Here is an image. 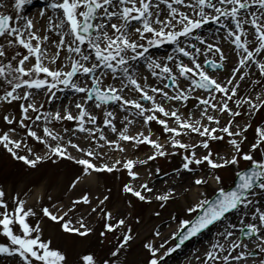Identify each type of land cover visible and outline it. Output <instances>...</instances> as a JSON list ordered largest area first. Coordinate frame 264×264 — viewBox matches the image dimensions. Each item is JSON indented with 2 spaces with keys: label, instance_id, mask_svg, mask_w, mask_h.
Wrapping results in <instances>:
<instances>
[{
  "label": "snow or ice",
  "instance_id": "6c2138e0",
  "mask_svg": "<svg viewBox=\"0 0 264 264\" xmlns=\"http://www.w3.org/2000/svg\"><path fill=\"white\" fill-rule=\"evenodd\" d=\"M29 3L31 0H13L12 6L19 13V10ZM161 3L168 6L167 15L163 18ZM173 4L191 8L194 14L189 15ZM0 7H5V0H0ZM254 7L256 10H253ZM49 12L51 15H48ZM39 15L42 18L48 15V28L58 35V40L51 39L49 34L41 35L36 30V21L32 17L25 18L19 14L13 17L11 14L0 13V37H3V43H0V58H3L0 59V80L7 85L0 95V101L10 103L21 98L28 100L33 98V90L44 91L50 98H55L53 89L71 88L77 93L85 94L83 100L76 104L77 114L73 115L70 109H65L63 112L58 110L54 114L49 113L48 116H53L58 121H80L81 123L76 125L78 129L87 133L96 132L98 126L87 128L83 123L87 118V123L96 125L97 116L85 106L94 98L95 107H101L108 102H117L122 109L131 106L135 115L141 117L145 125L156 121L169 135L163 143L158 138H152L150 129L147 134L140 131L135 136L130 135L128 124L133 121L126 117L124 128L118 130L113 123L115 113L105 110L103 123L119 136V140H109L101 131L100 139L106 144L114 145L120 151L125 150L120 140L135 141L136 144L146 142L153 148L151 155L145 160L134 161L129 158L106 162L101 159L104 153L94 151L91 145L81 147L71 139L64 143V137L48 127L47 116L43 117L46 121L43 135L36 131L34 125L25 124V120L32 119L28 115L29 110L36 113L35 120L42 119L38 114L40 107L33 102L20 104L19 124L26 129V135L42 142L48 151L43 155L35 153L27 146L23 136L17 139L11 135L17 131L15 128L0 133V145L15 159L33 167L44 160L67 157L81 165L85 174L92 170L112 172L125 168L133 178L140 175L134 170L135 164L146 163L158 156H168L169 146L172 152L183 149L180 165L182 169L192 171L193 164L201 165L205 162L210 169L209 177L196 176L193 183L203 187L214 180L216 187L212 195L201 192L197 201L187 206L186 212L191 215L178 219V227L170 237L175 238L177 242L168 246L162 254L161 249L168 244L167 240L163 241L160 247L153 242L145 244L150 253L146 264H163L164 258L180 248L185 241L212 226L218 227V235L224 241L228 242L229 238L234 236L235 239L230 241L227 248L219 242L212 243L202 264H212L216 260L221 264H228L229 261H240L248 257H256L248 264H264V200L258 199V194H264V121L256 128V139L250 145L251 150L244 151V130L250 125L246 123L241 128L230 119L221 127L220 116L209 113L210 108L213 112H227L237 116L240 114L239 106L242 102H247L248 114L255 115L257 110L264 107V99L260 98L262 93H256L255 100L250 96L244 97L243 101L237 99V109H233L229 101L237 93L238 89L234 84L238 81L226 79L221 82L205 65L216 69L223 65L216 60L204 59L201 62L197 58L198 55L209 54L213 50L219 53V60L226 61L227 57L217 43L209 44L203 34L195 31L203 28L208 22L220 25L225 30L226 37L231 39L232 44L239 50L238 65L233 68L232 75L243 79L240 66L254 62L261 76H264V59H257L256 55H264V0H48ZM245 24H250L252 28H245ZM249 36L252 37L251 44ZM216 39L221 37L217 36ZM166 41L175 45L173 54L165 58L170 63H164L149 54V49L154 45H162ZM45 42L55 45L54 54L46 55L50 50L45 46ZM201 44L207 46L201 47ZM20 47L25 49L26 53L18 51ZM63 49H66L68 55L64 57V64H60L59 58ZM180 54L187 58L188 62H185ZM31 58H34V63ZM45 60L48 63H45ZM141 67H146L151 76L161 78L162 83L164 79L170 80L171 86H174L173 92L164 90L170 85L165 84L164 88H161L148 83V76L140 75ZM181 79L186 81L184 87L181 86ZM197 90H203L206 96ZM132 92H135L138 98H129ZM156 94H160L165 100L185 103L190 97H194L202 106L199 118L192 113H189L191 118L185 117L175 106L166 108L164 103L158 102ZM217 94L220 96L218 101ZM143 101L150 102L151 106L147 107ZM205 118L208 122H214L215 126L203 123ZM3 119L12 124L17 117L4 115ZM233 126L236 128L235 132L232 131ZM217 131L228 135L231 155L221 156L215 153L214 157L210 141L224 138L223 135H216ZM191 133H196L203 139L196 143H187L181 139L182 134ZM91 139L96 140V137L92 136ZM136 144H133V147ZM197 144L206 150L205 154L197 155ZM96 147H102L99 141ZM70 148H75L82 155H73ZM21 149L24 154H21ZM257 152L260 153L259 156L256 155ZM242 160L246 162L244 167H241ZM225 167H232L237 177L230 190L222 186L223 177L215 171ZM156 171L159 172L160 169L157 168ZM79 180L80 177L76 176L71 182V187L75 188ZM123 191L133 194L141 201L155 199L167 202L176 190L169 188L166 192L153 196L151 193L154 189L149 186L148 181H144L139 187L132 186L131 182L126 183L123 185ZM5 196L4 189L0 188V234L8 241L0 242V254H18L20 264H69L66 252L54 246L51 238H43L40 222L37 221L34 225L29 222L28 217L36 213L31 207L25 208V200L16 196L14 206L10 207ZM107 199L108 197L104 196L99 202L103 204ZM81 201L90 203L89 193L85 192L76 197L71 207L75 208L76 203ZM160 207L163 208L164 204ZM42 211L52 221L59 222L63 231L81 237L93 231L83 216L77 221L68 219L71 209L53 212L50 207L45 206ZM92 211H96V208ZM100 211L107 218L102 236L125 226L123 218L112 223V213L104 209ZM233 213L236 215L235 221L229 218ZM172 219L177 217L173 216ZM222 224L226 226L219 229ZM234 229H239L247 237L258 239L260 243L255 247L260 249V252L248 250L249 245L240 240ZM155 235L160 236V232L157 231ZM121 237L113 246L108 258L101 260L88 253L83 255L80 264H120L119 253L128 247L134 238L131 226L125 227ZM236 249L245 250L233 256L231 253Z\"/></svg>",
  "mask_w": 264,
  "mask_h": 264
},
{
  "label": "bare ground",
  "instance_id": "6f19581e",
  "mask_svg": "<svg viewBox=\"0 0 264 264\" xmlns=\"http://www.w3.org/2000/svg\"><path fill=\"white\" fill-rule=\"evenodd\" d=\"M36 1L37 0H31V3L26 4L21 10H19V13H17V10L12 6L13 0H5V7H0V13H7L8 11H10V9L13 8L14 10L13 17L19 14L21 17L34 18L36 21V30L41 35L49 34L51 39L58 40L59 39L58 35L48 28V15H51V12H49L48 15L44 16L43 18L40 17L39 15V12L45 6L44 7L42 6L33 7L31 10L29 9L28 11V8L32 4H34V2ZM43 1H45L47 5L48 0H43ZM193 2H195V0H193ZM173 6L179 7L181 10L188 12L189 15L194 14L191 8L185 7L184 5L173 4ZM160 8L164 10L163 15L161 16V18H163V16L167 15L168 6L164 3H161ZM253 10H256L255 7ZM206 11H213V10L206 9ZM209 25L210 26L205 25L203 28L197 29L195 31L198 34H203L207 38V41L209 44L217 43L219 47L223 50V53L227 57V60L226 61L219 60L218 59L219 53L215 50H213L209 54H200L198 55L197 58L201 60V62L204 59L210 60L214 58L218 60L220 63H222L224 65V69L222 71L211 72V74L218 77L221 82H225L226 79H232L234 82L238 81V83L234 84V86H236L238 89L237 93L235 97H233V99L229 101V104L233 109L236 106V103H235L236 97H238L240 100L243 101V98L248 97V95L250 94V97H252V99L255 100L256 93L253 94L252 91L250 92L249 89L246 87H248L249 81L251 80L253 74L259 71L258 67H256L254 62H251L244 66H240V75L243 76V79H240L239 76H233L232 70L234 67L238 65L239 57L237 55V52L239 50L236 49L235 45L232 44L231 39L226 37L225 30L220 25L216 24L215 22H209ZM244 27L248 29L252 28L250 24H245ZM217 29L219 31H216ZM217 36L221 37V39H216ZM242 39H244L243 36H242ZM248 40H249V43L251 44L252 37L249 36ZM0 43H3V37H0ZM163 44H165L167 48L162 49L161 47H159V45H154L151 49H149V54L159 58L164 63H170L165 58L167 55L173 54L175 45L170 44L167 41L164 42ZM45 46L50 50L49 53H46V55L55 53V45L49 42H45ZM200 46L206 47L207 45L201 44ZM67 55L68 54H67L66 49L61 50V56L59 58L60 64H64L65 62L64 57ZM180 55H181V58L185 60V62H188L187 58L183 57L182 54ZM256 55H257V59H264V55L259 54V53H257ZM32 59H33L32 62L34 63V58ZM45 63H48V61L45 60ZM52 66L55 67V65H52ZM140 75L141 76L147 75L148 83L158 85L159 87L164 88V82L166 79H164L162 83L161 78L151 76L150 71L146 67L140 68ZM2 82L3 81L0 80V84H2ZM180 83L182 87L186 85V81H184L183 79H181ZM253 86L254 85H252L251 87ZM260 89H261L260 93H262L260 98L264 99V84L263 86L260 87ZM164 90L169 93L173 92V88L172 89L164 88ZM197 91L201 95L206 96V93L204 91L202 90H197ZM33 92H34V96L31 99L25 100L21 98L18 100H13L10 103L4 102L2 105H0V116H1L0 131H1V124H3L4 122H5L4 124L8 125L10 128L16 127V123H17L16 120H14L12 124H8V122L3 119V116L6 115V113H15V112L21 111L20 104L35 102L38 105V107H41L44 104L46 106L53 108L54 113L58 110L63 112L65 109H70L72 113L76 115L78 112V109L76 108V104L83 100L81 98L82 93H77L71 88L63 89L61 87L60 89H53V92L55 93V98H50L48 94H46L44 91L33 90ZM20 95L22 97L23 95L22 91L20 92ZM156 95H157L158 102L164 103L166 108L175 106L179 108L180 113H182L185 117H189V113H192L194 114L196 118H199L200 112L202 111V106H200L199 101H197L194 97H190L189 100L185 103L183 101L165 100L160 94H156ZM129 98H138V95L135 92H132L129 94ZM219 98L220 96L219 94H217V101L219 100ZM85 106L89 111L93 112L97 116V120H96V125L87 123V118H86V121L83 123H85V127L87 128L98 126V130L96 132H93V133L83 132L77 127H75V131H74V129H72L73 127L70 124L59 125L58 121L55 120L53 117L48 116L49 113H46V112L44 113L43 117L47 116L48 124L59 127L58 133L64 137V141H63L64 143H67V140L71 139L75 143L80 144L81 147H88L89 145H91L94 151H101L104 153V156L101 158L103 161L111 162L113 160H121V159L126 160L129 158L133 159L134 161L135 160H145L148 155H151L153 148L151 145L147 144L146 142L136 144L135 141L120 140V143L123 145L125 149L124 151H120L119 149H116L114 145L106 144L104 140L100 139V132L102 131L104 135L108 137L109 140H119L118 133L113 132L108 125H105L103 123L104 116H105V110L112 111L115 113V119L113 120V123L116 125V128L118 130H122L124 128V125L127 123V120L125 118L127 117L128 120L133 121L131 124H128V132L130 135L135 136L136 133L140 131H143L145 132V134H147L148 132L146 128L147 125L144 124L141 117L135 115L134 109H133V113H129L127 111V108L129 106L122 109L121 107H119L117 102H113L112 105L103 104L101 107H95V104L91 108H89L87 104ZM146 106L150 107L151 106L150 102H148ZM241 108L243 111L241 112L240 117L245 116L246 115L245 111L249 110L247 102H242ZM29 111H32V110H29ZM259 111L260 109L257 110L256 113H258ZM209 113L220 116V126L221 127L227 124V122L230 119L234 120V117L236 118L238 116L237 115L232 118V115L227 112L225 113L213 112V110H211L210 108H209ZM158 115H160L161 118H164L162 114L158 113ZM43 117L40 121L32 120L31 122H29L31 125H34L35 129L39 131L41 135H43V126L46 123ZM224 117L226 118V121L225 123H222ZM261 121H264V116H261ZM74 122H75V126L78 123H81L80 121H74ZM202 122L205 124L211 123L212 126H215L214 122H208L206 118ZM161 127L163 126L161 125ZM240 127L243 128V126L241 125ZM65 129H67L68 131L65 132L64 131ZM232 131L234 132L236 131L235 126L232 127ZM218 132L219 131H217V133ZM155 133H156V137H152V138L160 139L161 143H163L164 140L169 135V133L165 132L164 129L161 132L155 131ZM221 134L229 139L227 134L225 133H221ZM92 136H95L96 140L91 139ZM244 136H246V139H244V142H243V150L249 151L251 150L250 149L251 143L255 142L256 131H255V137H252V136L248 137L246 135V129H245ZM237 138L239 139L240 137H237ZM181 139H183L187 143H196L200 139H203V137H200L196 133H191L190 135L182 134ZM97 141H99V143L102 145V147H100L99 149H97L96 147ZM57 142L59 141H52V143H57ZM132 144H136V146L130 147ZM224 145L228 149L221 153H224V155H228V152L229 151L231 152V145L229 144V140L227 143H224ZM142 146H145L146 148H150V150L147 151V153H145L142 157L135 156V154L141 150ZM69 150H73L75 152H78L80 155H82V153H80L75 148H70ZM188 151L191 152V149H189ZM196 151H197V155H203L204 148L200 146L199 144H197ZM174 153L176 152H172L171 147L169 146L168 156L173 155ZM151 161L152 160H148L146 163H143V164L141 163L135 164L134 170L140 173V175L136 178L131 177L129 175L128 170L125 168H119V171L124 175L126 183L131 182L132 186L134 187H139L141 183H143L144 181H148L149 186L154 189V191L151 193L153 196H155L157 193L166 192L169 188H175L176 190L175 193L172 194L171 198L167 202L158 201L155 199H153L152 201H147V203L150 206V210H148L146 215L140 219V223L144 224V228L138 238V241H137L138 244L136 245H140V248L142 250L148 251L145 248V244L147 242H153L155 243L157 247H160L163 241L167 240L168 244H166L164 248L161 249V254H162V252L166 250V248L169 246V242H170L169 240H170L172 232L176 231L177 229L176 225L178 224V219L191 215L186 212L187 206H189L192 203H195L197 199L199 198L201 192H204L207 195L212 194L215 190L216 185H215V181L213 180L206 186H203V187L196 186L193 183L194 178L196 176L209 177L210 175L209 166L205 165L202 168V167H197L199 165L193 164L191 166L192 171H187L180 167L182 160L172 161L170 165V169L166 173L163 174V179L161 181H156L154 178L157 177L158 174H157V171L153 170ZM222 169L225 171L226 177H229V175L233 173L232 167H225ZM91 172L98 175L101 171L92 170ZM149 173H151V175ZM84 182L88 185L85 186V183H84L80 185L78 188H74L73 193L76 195L71 200L66 199L65 204L57 206V207H53V203L59 201L63 197L64 191L61 190L59 191L58 195L51 196L48 200L43 201L44 206L52 207L53 212L56 210H60V209H66V210L71 209V211L74 212V214L81 213V208L88 207V210L84 212L82 216L83 217L90 216L94 212L92 211L93 208H91L90 206L97 200V198L100 195L104 193H101L98 189H96V191L90 190L91 189L90 184L94 183V181L91 178H89L88 180H85ZM225 184H226V181L223 179V186ZM26 190H27V186L25 185L23 188L16 190L14 194H10L11 196H9L8 198L9 206L10 207L14 206V203H15L14 198L16 196H19L20 199L26 200L25 198V195L27 192ZM85 192L89 193L90 195V203H84L81 201V202L76 203L75 208H72L71 205H72V202L75 200V198L82 196ZM36 193H37L36 196H34L33 198L27 201V204H25L26 205L25 208H29L28 205L31 204L34 200L36 201V203L38 202L43 203L42 193L44 192L38 191ZM105 193L108 196V206H111V208L114 209L112 213L113 216H116L119 214L125 220L126 226L127 224L131 223L132 219H130L128 215L126 214V209L120 208L117 210L116 207L112 204L111 202L112 189L109 187ZM119 193L121 195L131 194V193L124 192L123 187L119 190ZM120 199L119 201H121L120 202L121 205L126 203V200H124L123 198H120ZM258 199L264 200V194H258ZM161 204H164L163 208L160 207ZM173 216L177 217V219H172ZM229 218L235 221L236 215L234 213L230 214ZM248 219L250 220L251 217L249 216ZM28 220L32 224L36 223V218L34 216L28 217ZM225 226L226 225L222 224L219 226V229H223ZM157 231L160 232V236L155 235ZM233 231L237 235L238 229H234ZM198 238L199 240L197 241L192 240L190 243H188L186 247H184L181 250L175 249L172 253H170L168 256L164 258L163 264H185L187 261L191 262V264H196V262L200 259L203 262L206 260L205 253L210 250V246L212 243L219 242L221 244H224L225 248H227L230 241L235 239V236L232 238H229V241L226 242L223 240L222 237L218 235V227L213 226L207 232L201 234ZM244 242L247 243L249 247L253 246V249L258 251V253L260 252V249L255 247L257 243H260L258 239L251 238ZM244 250L245 249H236V250H233L231 254L235 256V255H238L239 251H244ZM134 257H136V254ZM212 264H221V262L219 260H216L212 262ZM228 264H234V261H229Z\"/></svg>",
  "mask_w": 264,
  "mask_h": 264
},
{
  "label": "rangeland",
  "instance_id": "374dc122",
  "mask_svg": "<svg viewBox=\"0 0 264 264\" xmlns=\"http://www.w3.org/2000/svg\"><path fill=\"white\" fill-rule=\"evenodd\" d=\"M37 6H46L45 1L43 0H37L32 4L29 8L31 10L33 7ZM13 8L10 9L7 13L3 14H11L14 13ZM209 25V22L206 24ZM158 47V46H157ZM162 49L167 48L165 44L159 45ZM11 51V50H10ZM21 53H26V50L20 47L18 49ZM3 59V58H0ZM31 58V62H32ZM216 60L214 58L210 59L209 61ZM218 63H220L218 60H216ZM222 64V63H220ZM223 65V64H222ZM205 68L210 70V72H219L224 69L223 67L216 69L211 68V65H205ZM165 84L170 85L167 87V89H172L173 86H171L170 80H165ZM264 84V76H261L260 71H257L253 74L251 80L249 81L248 88L249 91L254 93H260L261 89L260 87ZM254 85L253 87H251ZM7 88V85L2 82L0 84V95L3 94L4 89ZM260 89V90H259ZM84 93L81 94V98H84ZM250 96V94L248 95ZM241 98V96H240ZM239 99L236 97V100ZM4 101H0V105H2ZM96 102L95 101H88L86 104L89 108H91ZM145 105H147L148 101H143ZM113 102H111L109 105H112ZM114 108V107H113ZM234 109H237V106L234 107ZM54 109L42 105L40 107L39 115L43 117L44 113H53ZM93 111V109H92ZM127 111L129 113H133V109L131 106L127 108ZM238 111H243L241 108V105L239 106ZM246 115L241 116L240 114L235 118L234 122L235 125H241L244 126V124H249L250 127L246 129V135L255 137V131L258 125L262 123L261 116H264V107L260 109L258 113H255V115H249V110L245 111ZM263 114V115H262ZM6 115H12L16 116V127L17 131L12 132L11 135H13L15 138L19 139L21 136H23L25 143L28 147H31L35 153H39L43 155L45 152L48 151L46 146L40 142L37 141L35 138L30 137L26 135V129L22 127L19 124V118L21 116V111L15 112V113H6ZM29 117L32 119L25 120V124L31 125L29 122L32 120H35L36 113H33L32 111H29L28 113ZM74 115V114H73ZM53 117V116H50ZM41 120V119H40ZM38 120V121H40ZM58 121V120H57ZM226 118H223L222 123H225ZM0 123H1V116H0ZM5 123V122H4ZM1 124V131L0 133L4 131H9L10 128L8 125ZM59 125L63 124H70L75 131V122L73 120H59ZM48 127L52 130H54L55 133L59 132V127L48 124ZM147 130H151L153 137H156L157 132L163 131V127L156 122V121H150L148 125L146 126ZM37 131V130H36ZM39 134H41L39 131H37ZM216 135H222L220 132L216 133ZM223 139L219 140H211L210 146L212 148L214 157L215 153H219L221 156H224V153H221L228 148L225 147L224 143L228 142V138L223 136ZM246 137V136H244ZM133 147V144L130 146ZM150 148H146L145 146H142L141 150L138 151L135 156L142 157L147 151H149ZM21 154H24L23 149L20 150ZM73 155L80 156L78 152H75L73 150H70ZM205 149L203 151V154H205ZM184 150L179 149L170 156H164V157H156L152 159L151 164L154 171H156L157 168L160 169L159 172H157L158 176L154 179L156 181H161L163 179V174L166 173L170 169V165L172 161L174 160H182V154ZM232 153L229 151L228 155H231ZM31 155V154H29ZM257 156L260 155L259 152L256 153ZM245 161H241V167L245 166ZM207 165V163H203L197 167H202ZM220 173V175L223 177V179L226 181V184L223 186L225 189L229 186H231L233 179H234V171L229 177H226L225 171L223 169L216 170ZM76 176L80 177L79 182L77 183L75 188H78L80 185L84 184L85 180H88L91 178L94 183L90 184V190L96 191L98 189L101 193H104L100 195L97 200L90 206L91 208H96V211H94L90 216L84 217L85 222L87 225L93 229L91 233H89L87 236L81 237L77 234L69 233L66 231H63L60 227L59 222H54L50 218L44 216L42 208L44 206V202L48 200L51 196L58 195L59 191H64L63 197L53 203V207H57L60 205H63L66 203V199H72L76 194L73 193V187H71V182L75 179ZM126 183V180L124 178V175L119 171L115 170L113 172H107V171H101L98 175L94 174L92 172H89L87 174L83 173L82 166L75 163L74 161L65 158H56L52 160H44L39 162L35 167L29 166L25 164L23 161L15 159L7 150L0 145V188H3L6 196L5 199L8 200L10 194H14L16 190H19L23 188L25 185L27 186V192L25 195V204H27V201L34 196H36V192L43 191V203H36L34 200L31 204L28 205V207H31L33 211L36 213L34 217L36 218V222L39 221L42 225L43 230V238H51L53 241L54 246L59 247L61 250L65 251L67 254V259L69 264H80L83 255L92 253L94 254L98 259H104L108 258L110 255V252L113 250V246L117 244V241L121 239V233L125 230V227L131 226L132 233H133V239L129 242L128 247L122 249V251L118 255V259L120 261V264H146L147 259L149 258L150 254L148 251H144L140 248V245L138 244V238L144 228V224L140 223V219L146 215L148 210H150V206L147 203V201H141L138 198H136L133 194H126L121 195L119 193V190L123 187V184ZM88 184L85 183V186ZM97 187V188H96ZM112 189L111 193V202L116 207V209L125 208L126 214L130 219H132V222L127 224V226H121L119 229L109 231L107 232L106 236H102L101 232H104L105 229L103 228V225L105 222H107V218L104 217L101 213V209H104L105 211H110L113 213L114 209L111 208V206H108V199L104 201L103 204H101L99 201L103 199L106 195V190L108 188ZM213 194V193H212ZM210 194V195H212ZM108 197V196H107ZM120 198H123L126 200V203L121 205L119 201ZM121 200V199H120ZM26 206V205H25ZM52 210V207H50ZM66 209H60L56 210L54 212H63ZM88 210V207L81 208V213L74 214V212L70 211V214L68 215V219L77 221L79 218L83 215L84 212ZM31 217V216H30ZM122 217L118 214L116 216H113L112 214V223H115L116 220L121 219ZM34 225V224H33ZM176 225V224H174ZM174 227V226H173ZM178 227V224L176 225V228ZM213 227V226H212ZM210 227L209 229H211ZM209 229L205 230L204 232L197 235L192 240H199V236L205 232H207ZM18 230V225H17ZM243 232H241L239 229L237 231V235L239 236L241 240ZM192 240L187 241L185 245H183L181 248L176 250H181L184 247L188 245ZM249 239H244V241H247ZM169 246L173 245L175 243V238H171L169 240ZM0 242L7 243V238L0 234ZM129 249V250H128ZM248 250H252L254 252H257L253 249V246L249 247ZM137 252V253H136ZM136 254V257H134ZM256 257H248L240 261H234V264H248L250 260H255ZM35 260V258H33ZM0 263L1 264H20V257L18 254H0ZM185 264H191V262H186ZM196 264H202L201 259L196 262Z\"/></svg>",
  "mask_w": 264,
  "mask_h": 264
},
{
  "label": "water",
  "instance_id": "95a60500",
  "mask_svg": "<svg viewBox=\"0 0 264 264\" xmlns=\"http://www.w3.org/2000/svg\"><path fill=\"white\" fill-rule=\"evenodd\" d=\"M108 103H110V102H108Z\"/></svg>",
  "mask_w": 264,
  "mask_h": 264
}]
</instances>
